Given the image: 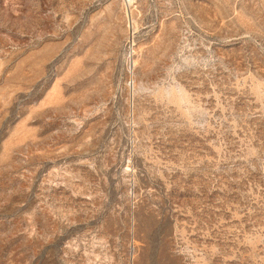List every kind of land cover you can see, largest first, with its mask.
Returning a JSON list of instances; mask_svg holds the SVG:
<instances>
[{
    "label": "rangeland",
    "instance_id": "rangeland-1",
    "mask_svg": "<svg viewBox=\"0 0 264 264\" xmlns=\"http://www.w3.org/2000/svg\"><path fill=\"white\" fill-rule=\"evenodd\" d=\"M0 264H264V0H0Z\"/></svg>",
    "mask_w": 264,
    "mask_h": 264
},
{
    "label": "bare ground",
    "instance_id": "bare-ground-1",
    "mask_svg": "<svg viewBox=\"0 0 264 264\" xmlns=\"http://www.w3.org/2000/svg\"><path fill=\"white\" fill-rule=\"evenodd\" d=\"M132 1V0H131ZM125 2H127V0H125ZM133 51V50H132Z\"/></svg>",
    "mask_w": 264,
    "mask_h": 264
},
{
    "label": "built area",
    "instance_id": "built-area-1",
    "mask_svg": "<svg viewBox=\"0 0 264 264\" xmlns=\"http://www.w3.org/2000/svg\"><path fill=\"white\" fill-rule=\"evenodd\" d=\"M129 67H131V65H130ZM129 71H130V70H129Z\"/></svg>",
    "mask_w": 264,
    "mask_h": 264
}]
</instances>
